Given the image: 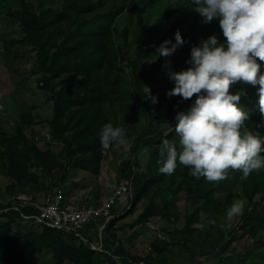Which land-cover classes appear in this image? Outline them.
<instances>
[{
	"label": "rangeland",
	"instance_id": "obj_1",
	"mask_svg": "<svg viewBox=\"0 0 264 264\" xmlns=\"http://www.w3.org/2000/svg\"><path fill=\"white\" fill-rule=\"evenodd\" d=\"M85 1L0 0V204L41 203L56 183H62L67 199L97 205L121 178L144 170L153 179L151 187L133 203L131 189L125 201L112 207L113 225L97 233L100 240L111 242L109 252L97 257L94 264H124L114 254L119 241L148 264H264V228L255 235L239 230L229 246L223 247L242 215L231 220L226 217L235 200H244L246 205L248 188H258L251 197L261 199L259 206L264 208V169L243 180L241 172L230 171L227 179L210 183L203 177L194 178L190 169L179 163L173 175L160 174L163 141L143 146L135 158L131 150L138 134L151 124L167 126L170 135L166 139L178 143L174 129L177 123L172 120L177 113L187 112L196 97L184 100L167 95L175 85L165 65L170 62L176 72L186 70L191 66L187 61L192 47L212 35L224 43L219 20L204 23L191 0H92L83 10L69 7ZM140 8L144 9L142 20L138 16ZM168 8L172 11L164 15ZM43 10L49 12L36 36L43 44L45 65L39 59V45L26 39L23 28L25 21ZM99 15L107 29L100 38L105 40L104 47L96 49L94 41H88L89 32L97 27L90 23ZM87 26L90 29L84 31ZM177 30L184 44L169 57L158 56L156 50L164 41L175 43ZM141 44L148 49L144 55L138 53ZM61 64H69L72 69L52 75L49 68ZM146 72L148 79L138 86L137 75ZM144 86L150 88L157 103L145 97ZM253 88L239 83L231 92ZM53 93L72 99L61 115L69 128L72 149L90 136L79 133L84 126L99 136L103 121L124 128L126 143L113 142L106 151L101 143L91 151L66 148L48 123L53 115ZM240 104L249 119L259 110L248 109L246 101ZM28 114L33 119L31 124L22 119ZM17 124L24 136L19 135ZM246 126L249 129L250 124ZM33 145L44 153V161L27 147ZM208 190L214 201L205 206ZM152 198L156 203L153 213L138 220ZM3 220L6 218L0 217ZM33 220L31 214L25 215L19 226L4 228L2 234L14 238L15 247L29 239L38 244L40 248L28 264H54L49 237ZM213 220L215 224L210 223ZM184 237L191 239L194 255L176 243ZM66 240H72L71 236L66 235Z\"/></svg>",
	"mask_w": 264,
	"mask_h": 264
},
{
	"label": "clouds",
	"instance_id": "obj_2",
	"mask_svg": "<svg viewBox=\"0 0 264 264\" xmlns=\"http://www.w3.org/2000/svg\"><path fill=\"white\" fill-rule=\"evenodd\" d=\"M195 11L204 17V23L219 20L225 38L220 43L215 35L191 49V66L179 72L172 71L169 79L174 88L169 97L184 100L195 98L187 112L177 113L175 132L178 143L165 139L158 160V172L173 175L177 164L190 169L194 178H205L210 183L227 179L230 171L241 172L247 179L253 172L264 169V135L250 131L245 122L249 113L240 104L244 90L231 92L234 85L243 83L258 86V105L264 118V0H191ZM184 44L179 30L175 43L164 41L156 50L158 56L169 57ZM168 45H171L169 47ZM145 87V97L153 104L157 98ZM259 127V125L257 126ZM102 150L113 142L126 143L125 129L105 124L99 132ZM244 200H235L226 210L227 219L242 214ZM215 224V221H210Z\"/></svg>",
	"mask_w": 264,
	"mask_h": 264
},
{
	"label": "trees",
	"instance_id": "obj_3",
	"mask_svg": "<svg viewBox=\"0 0 264 264\" xmlns=\"http://www.w3.org/2000/svg\"><path fill=\"white\" fill-rule=\"evenodd\" d=\"M92 0H87L81 3H74L69 5L71 9L76 8L79 10L85 9L87 6H90ZM137 10V8H136ZM67 11V10H65ZM171 9H166L164 15H167L171 12ZM48 10H43L40 12L39 15H33L30 19L24 22L23 28L25 32V37L29 41H33L39 45V59L41 60L42 65H45V60L41 56L43 53V44L39 38H37V31H39L44 25L45 21L44 18L48 13ZM144 13V9L140 8L138 10L139 19L142 20ZM102 15L93 18V21L90 23L91 26L96 25L97 27L92 28L91 32H89V41H94L95 48H103L105 40L100 39L102 35L106 32V23L100 22L102 20ZM89 25V26H90ZM90 27H86L84 29L88 30ZM148 49L144 44H141L139 48V55H144L147 53ZM261 63L260 71L264 73V62ZM72 69V66L69 64H61L59 66H51L49 70L52 72V75H56L61 71H66ZM148 79V73H142L137 75L136 84L140 86L143 81ZM244 98H241V101H246V103L250 106L248 109H257L259 108L258 105V86L254 87L251 91L246 92V95H243ZM53 115L49 119L48 123L51 126L52 132L55 136H57L65 145L66 148L73 147L72 139L68 135V125L67 123L61 118L62 111L64 107L67 105L68 102L72 101V99H65L64 96L60 95V93H53ZM84 99V98H82ZM245 124H250L249 130L252 132H259L261 135H264V118H262L261 113L259 110H256L254 114ZM176 116L173 118L172 123H177L175 119ZM22 119L28 123H32V117L28 115H23ZM103 123L106 124L105 121ZM259 125V127H257ZM16 129L19 135L24 136L22 127L17 124ZM167 126L158 127L157 125H149L145 129H143L137 136L136 140L133 142L131 146L132 153L134 158L137 152L143 146H151L161 143L166 138L169 137V132L167 131ZM79 133H85L87 139L81 141L76 148H71L72 151H82L84 148H88L89 151L96 145L100 144V136L96 134L95 131L92 132L90 127H83ZM32 153L36 156L37 159L44 161L43 152L38 149L35 145L27 146ZM97 147V146H96ZM72 155V153H70ZM134 165L138 167V163L136 160L133 161ZM188 168H186L187 170ZM12 173H14L12 171ZM187 175V173H185ZM63 178V177H62ZM131 182H132V203L139 200L151 187L153 183V179L148 176L147 172L144 170H134L131 174ZM264 183V181H263ZM62 185V183H56L55 185ZM252 188V187H251ZM248 188V193L250 194L249 202L245 205L242 215L238 223L232 228L229 234V238L223 247H228L229 244L235 237V234L239 230H247L250 232L251 235H255L257 231L261 228H264V208H260V200H252V192L257 190ZM65 190V187H64ZM211 190L205 192V206H209L211 202L214 201V198L210 194ZM66 196V190H65ZM156 203L152 198L150 202L146 205L142 213L140 214L138 220H142L146 218L150 213H153L154 207ZM35 213V206L34 205H16L11 201H7L0 204V217H5L6 220L0 221V264H28L34 253L40 248L38 244L35 245V242L31 239L24 242V244L20 247H15L13 242L14 238L7 237L6 235L2 234L4 228L12 227V225L19 226L22 223L25 215H32ZM192 213L189 218L187 219L186 223L189 224L193 218ZM114 218H111L106 225L104 226L103 230L109 228V226L113 225ZM34 224L42 225L43 226V233L48 235V243L52 247L53 256L55 259L54 264H65L66 262H71L72 264H94L95 259L99 257L101 254H107L109 252V244L111 242L105 238L104 240H100L98 237V228L94 226V224L88 225L85 229V236L86 239L76 238L78 237L75 231H67L60 228H56L53 226H49L46 224H41L38 222L32 221ZM93 227V228H92ZM30 235V234H29ZM66 235L71 236L70 241L66 240ZM189 237L180 238L177 240L176 243L180 244L186 251L189 252L190 255H194L193 248L189 245L190 242ZM176 241V240H175ZM175 241L173 243H175ZM166 242V241H165ZM101 244V250L97 249V245ZM264 246V242H262ZM103 246V248H102ZM116 257L124 264H148L145 258H141L139 255L134 254L127 250L121 241L117 242L116 250L114 252Z\"/></svg>",
	"mask_w": 264,
	"mask_h": 264
},
{
	"label": "built area",
	"instance_id": "obj_4",
	"mask_svg": "<svg viewBox=\"0 0 264 264\" xmlns=\"http://www.w3.org/2000/svg\"><path fill=\"white\" fill-rule=\"evenodd\" d=\"M131 189V178H121L101 203L93 205L79 204L67 199L64 186L57 184L46 201L33 204L35 213L31 216L35 222L67 231L72 230L77 233V239H86L84 231L88 225L94 224L100 233L113 216L112 207L118 202L125 201L126 195ZM100 245L96 246L97 249H101Z\"/></svg>",
	"mask_w": 264,
	"mask_h": 264
}]
</instances>
